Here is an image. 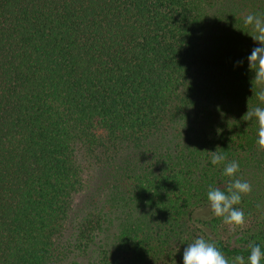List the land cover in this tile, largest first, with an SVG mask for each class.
Instances as JSON below:
<instances>
[{
    "label": "trees",
    "instance_id": "obj_1",
    "mask_svg": "<svg viewBox=\"0 0 264 264\" xmlns=\"http://www.w3.org/2000/svg\"><path fill=\"white\" fill-rule=\"evenodd\" d=\"M233 1L0 0V264H97L93 247L109 263L105 216L84 206L117 167L137 183L120 251L134 264H183L199 236L246 264L250 243L264 250V220L231 239L207 200L228 179L210 151L242 179L264 168L258 125L242 119L264 107L246 59L258 45ZM253 199L234 207L248 217Z\"/></svg>",
    "mask_w": 264,
    "mask_h": 264
},
{
    "label": "clouds",
    "instance_id": "obj_2",
    "mask_svg": "<svg viewBox=\"0 0 264 264\" xmlns=\"http://www.w3.org/2000/svg\"><path fill=\"white\" fill-rule=\"evenodd\" d=\"M242 19L244 27L249 29L243 31L258 45L252 48L246 59L248 70L254 74L251 80L253 95L260 104H264V12H249ZM243 63V60L237 61L235 66H242ZM242 119L256 121L257 151L264 152V107H248ZM210 162L212 165H223L222 176L228 178L223 189L209 185L207 200L210 210L215 217L222 219L223 224L227 225L230 231L243 229L246 225L245 212L234 206L239 205L244 196L251 195L253 186L250 181L237 176L241 171L240 164L237 160H228L226 153L217 149L210 151ZM262 260H264V250L259 244L250 243L247 264H261ZM183 264H246V261L242 255L229 260L217 247L215 241L199 236L184 249Z\"/></svg>",
    "mask_w": 264,
    "mask_h": 264
},
{
    "label": "rangeland",
    "instance_id": "obj_3",
    "mask_svg": "<svg viewBox=\"0 0 264 264\" xmlns=\"http://www.w3.org/2000/svg\"><path fill=\"white\" fill-rule=\"evenodd\" d=\"M234 7L232 8L233 12L241 13L245 12L249 13V0H234L232 3ZM244 4L246 6H244ZM259 3L255 4L254 7H256ZM175 141V140H174ZM168 143V140L165 141ZM163 150V147H162ZM177 153H174L172 155H175ZM146 154H143L142 152L138 150H131L130 155L131 157L138 158V157H144ZM135 160V159H134ZM149 160L147 161V163ZM139 171V170H138ZM131 172H127V169H123L120 167L112 168L108 170L107 177H110L107 180H111V185L106 187L102 186V189L98 190L96 195H94L93 202L87 203L84 207L87 206V208H92L98 210L101 214L105 216V229L102 233L96 238V245H103V248L107 250V255L109 257V263H105L103 260V254L100 255V251L96 250L97 247H93L95 252H97V264H130V262L133 263L134 255L128 256L126 254H122L123 248H125L122 245L121 236L123 235V232H128V228L132 225H135L137 220V215L140 214L139 208L134 204V201L131 198V193L128 192L130 188L133 187V185H136L137 183L133 184L132 181L128 180L127 183H120L117 178V174H120L122 177L126 175H130ZM94 180L92 183L93 185L96 184V182L101 183V179H96L97 175H93ZM244 179L251 182L253 186V191L251 195H248L250 199L254 197V203L257 202L258 207H255L253 205L250 206V211L248 217H246V225L243 229H237L235 232H230L229 236L231 239L235 236H238L241 232L244 231H255L258 230L260 227V223L264 220V168H248L244 172ZM107 188L109 190H107ZM92 195V194H91ZM97 196V197H95ZM86 199V198H85ZM85 199H82V205H84ZM91 204V205H87ZM263 224V223H262ZM154 227L155 223H153ZM167 226V223H163L158 229V231H163L164 227ZM229 229V227L223 222L220 223L218 226L219 232H223L225 230ZM227 232V231H226ZM226 232L224 234L226 235ZM230 239V240H231ZM121 251V252H120ZM96 256V253H95ZM102 258V259H100ZM116 258V260H115ZM152 264H154L155 259H151L148 257ZM100 259V262H99ZM169 259L165 258L164 261L161 260V258L158 261V264H169ZM134 264V263H133Z\"/></svg>",
    "mask_w": 264,
    "mask_h": 264
}]
</instances>
